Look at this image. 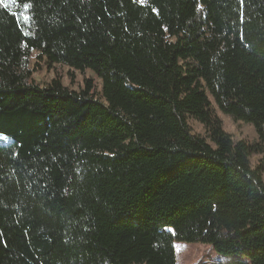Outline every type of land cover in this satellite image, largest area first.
<instances>
[{"label": "trees", "instance_id": "trees-1", "mask_svg": "<svg viewBox=\"0 0 264 264\" xmlns=\"http://www.w3.org/2000/svg\"><path fill=\"white\" fill-rule=\"evenodd\" d=\"M0 132V264H264V0H0Z\"/></svg>", "mask_w": 264, "mask_h": 264}, {"label": "rangeland", "instance_id": "rangeland-1", "mask_svg": "<svg viewBox=\"0 0 264 264\" xmlns=\"http://www.w3.org/2000/svg\"><path fill=\"white\" fill-rule=\"evenodd\" d=\"M36 53V52H35ZM36 58L33 56L32 69L37 68L35 64ZM75 74L76 82L82 84L83 76L78 70H74L66 65H61L59 63H54L49 65L47 63H42V66L38 69H34L32 78L41 86L47 87L51 80L58 75H61L63 82L73 88H79L77 84L71 83V74ZM87 76H95L92 70L86 71ZM220 115L223 118L224 125L227 131L232 133L235 137L240 138L243 135H254V129L250 124L237 123L229 115L224 114L220 111ZM195 131H204V127L201 124L192 123ZM12 137L4 132H0V143L5 144L12 141ZM177 245V246H176ZM176 254H177V264H232L233 261L238 258L236 255H224L218 253L213 249L210 244L197 243V242H185L178 241L175 244ZM190 248V249H189ZM186 251H189L186 254Z\"/></svg>", "mask_w": 264, "mask_h": 264}, {"label": "crops", "instance_id": "crops-1", "mask_svg": "<svg viewBox=\"0 0 264 264\" xmlns=\"http://www.w3.org/2000/svg\"><path fill=\"white\" fill-rule=\"evenodd\" d=\"M240 258H242V257H240ZM236 259H238V258H236ZM236 259H235V260H236ZM242 259H244L245 261H248V259H246V258H242ZM232 264H233V263H232Z\"/></svg>", "mask_w": 264, "mask_h": 264}, {"label": "snow or ice", "instance_id": "snow-or-ice-1", "mask_svg": "<svg viewBox=\"0 0 264 264\" xmlns=\"http://www.w3.org/2000/svg\"><path fill=\"white\" fill-rule=\"evenodd\" d=\"M26 19V18H25Z\"/></svg>", "mask_w": 264, "mask_h": 264}]
</instances>
